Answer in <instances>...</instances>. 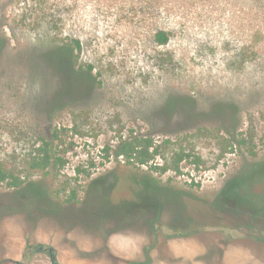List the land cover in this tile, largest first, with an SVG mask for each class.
Returning a JSON list of instances; mask_svg holds the SVG:
<instances>
[{
  "label": "rangeland",
  "instance_id": "1",
  "mask_svg": "<svg viewBox=\"0 0 264 264\" xmlns=\"http://www.w3.org/2000/svg\"><path fill=\"white\" fill-rule=\"evenodd\" d=\"M0 167V259L264 264V0H0Z\"/></svg>",
  "mask_w": 264,
  "mask_h": 264
},
{
  "label": "trees",
  "instance_id": "2",
  "mask_svg": "<svg viewBox=\"0 0 264 264\" xmlns=\"http://www.w3.org/2000/svg\"><path fill=\"white\" fill-rule=\"evenodd\" d=\"M153 40L158 45H164L168 41V34L166 31L160 30L156 32L153 36ZM74 46H67L68 50L71 48H79V41L74 40ZM70 57L72 53L69 52ZM76 63V60H74ZM39 154L42 155L38 161H35L32 164V167L35 169L44 170L47 167L56 165L57 162L62 163L61 159L55 158L53 160L52 155L50 154V148L48 144L44 143V147L38 150ZM158 155V150L152 138L146 136H133L132 134L124 139H121L119 144L116 147L115 157H121L130 165H148L150 162L153 163L154 159ZM185 156V155H184ZM183 159V154L176 155L175 164L180 162ZM153 169H158L157 165L152 166ZM175 171L179 172L177 165L174 167ZM86 176H90L89 172H85ZM7 182V185L12 188H17L21 186V182L14 178V176L7 172L6 170L0 167V182Z\"/></svg>",
  "mask_w": 264,
  "mask_h": 264
},
{
  "label": "flooded vegetation",
  "instance_id": "3",
  "mask_svg": "<svg viewBox=\"0 0 264 264\" xmlns=\"http://www.w3.org/2000/svg\"><path fill=\"white\" fill-rule=\"evenodd\" d=\"M171 224V223H170ZM171 229H173V225H170ZM158 232V230H157ZM173 236V235H172ZM166 236V240L164 241L166 244H169L171 241L175 240V237L173 236ZM160 237L159 239L163 238V236H158ZM61 238V237H60ZM59 238V240L53 242H48V243H35V244H31L29 246V250H25V252L21 254V256L19 258H13V257H6V256H2V258L0 259V264H67L65 261V258L62 256L63 254L65 255V250H61L63 247L61 246V239ZM178 238V237H177ZM176 238V239H177ZM183 238V237H181ZM162 240V239H161ZM153 243V242H152ZM142 250H155L151 244H149V247L145 246L142 248ZM103 252H105L106 254H109L111 257H114L117 260V264H128V263H123L120 262L119 258L116 255L115 250H91L90 253L91 254H95V255H101ZM163 252V251H162ZM89 253V254H90ZM225 253H223L224 255ZM73 255H80V253H73ZM38 257L39 261L38 262H34V257ZM220 257H222V253H220ZM105 260V259H104ZM160 260V259H159ZM163 259H161L160 262L157 263H153V262H146V263H135V264H173V263H168V262H164L162 261ZM87 264V263H85ZM88 264H109L106 260L104 262H100V263H95L93 262H89ZM129 264H134V263H129ZM224 264V262H223Z\"/></svg>",
  "mask_w": 264,
  "mask_h": 264
}]
</instances>
